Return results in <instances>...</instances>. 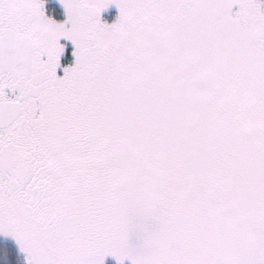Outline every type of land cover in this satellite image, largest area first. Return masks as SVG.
<instances>
[{"label":"snow or ice","instance_id":"1","mask_svg":"<svg viewBox=\"0 0 264 264\" xmlns=\"http://www.w3.org/2000/svg\"><path fill=\"white\" fill-rule=\"evenodd\" d=\"M58 3L0 0V241L23 264H264V0Z\"/></svg>","mask_w":264,"mask_h":264},{"label":"trees","instance_id":"2","mask_svg":"<svg viewBox=\"0 0 264 264\" xmlns=\"http://www.w3.org/2000/svg\"><path fill=\"white\" fill-rule=\"evenodd\" d=\"M59 4V3H58ZM48 7L52 8L51 13L54 18H61L63 15V11H59L60 7L56 4V1L54 0V3H49ZM2 243L8 242H2L0 241V248H6L8 251V255L6 257L0 256V264H23V254H20V256L16 255V250L9 248L7 246L1 245ZM9 260L11 261L9 263ZM115 264V261L112 258H106L105 264ZM124 264H130L127 260H125Z\"/></svg>","mask_w":264,"mask_h":264},{"label":"rangeland","instance_id":"3","mask_svg":"<svg viewBox=\"0 0 264 264\" xmlns=\"http://www.w3.org/2000/svg\"><path fill=\"white\" fill-rule=\"evenodd\" d=\"M55 1H56V4L60 7L59 11H63L62 5L58 4V0H55ZM51 2L54 3V0H45L46 14H48L50 16H52V13H51L52 8L48 7V5ZM117 15H118V10L116 9V7L114 5H109L107 9L102 10V12H101V18H102V20L103 21H106L108 23H112ZM52 18H54V16H52ZM64 18H65V16H64V12H63L62 18H54V19H56L57 21H63ZM65 59H68V58L65 57ZM2 242H8L9 244L2 243L1 245L7 246V247L12 248V249H15L17 256H20V254H22V253H19L17 251L14 242H12L10 239L9 240H3ZM10 262L11 261L9 260V263Z\"/></svg>","mask_w":264,"mask_h":264},{"label":"flooded vegetation","instance_id":"4","mask_svg":"<svg viewBox=\"0 0 264 264\" xmlns=\"http://www.w3.org/2000/svg\"><path fill=\"white\" fill-rule=\"evenodd\" d=\"M63 42V41H62ZM68 62V59H65V57L64 58H62V63H67Z\"/></svg>","mask_w":264,"mask_h":264},{"label":"bare ground","instance_id":"5","mask_svg":"<svg viewBox=\"0 0 264 264\" xmlns=\"http://www.w3.org/2000/svg\"><path fill=\"white\" fill-rule=\"evenodd\" d=\"M107 264V263H106Z\"/></svg>","mask_w":264,"mask_h":264}]
</instances>
